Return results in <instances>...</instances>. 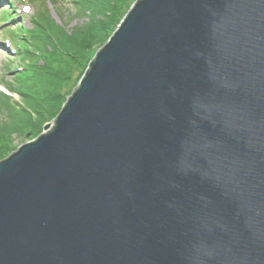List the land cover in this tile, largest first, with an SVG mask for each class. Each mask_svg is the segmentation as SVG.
<instances>
[{"label":"water","instance_id":"95a60500","mask_svg":"<svg viewBox=\"0 0 264 264\" xmlns=\"http://www.w3.org/2000/svg\"><path fill=\"white\" fill-rule=\"evenodd\" d=\"M0 264H264V0H137L0 161Z\"/></svg>","mask_w":264,"mask_h":264},{"label":"trees","instance_id":"16d2710c","mask_svg":"<svg viewBox=\"0 0 264 264\" xmlns=\"http://www.w3.org/2000/svg\"><path fill=\"white\" fill-rule=\"evenodd\" d=\"M29 1L38 6L29 20L31 28L19 23L5 28L20 67L7 83L9 95L0 93V161L13 150V136L34 137L55 120L69 98L68 89L77 86L93 53L107 43L137 0H70L77 16H85L88 23L69 34L53 23L45 0ZM48 1L58 12L56 1ZM11 17V10H6L0 20L7 23Z\"/></svg>","mask_w":264,"mask_h":264},{"label":"rangeland","instance_id":"374dc122","mask_svg":"<svg viewBox=\"0 0 264 264\" xmlns=\"http://www.w3.org/2000/svg\"><path fill=\"white\" fill-rule=\"evenodd\" d=\"M55 1H56L55 3L58 6V12L57 10L54 9L52 4L48 0H45L44 8L47 9V12H49V16L53 20V23L56 24L58 27L62 28L65 33L69 34L74 30V28L84 27L88 23V20L85 16H77L76 7L72 5L70 0H55ZM10 7L11 9H13L12 13L14 15H17V20L19 21V24L25 29H30L31 26H30L29 20H30V17H32L35 11L37 10L38 8L37 4L29 0H0V15H2V13L5 12V10H9ZM2 9H5V10H2ZM25 9H28V10L26 11ZM15 27H17L16 24L9 28L13 29ZM3 29L4 28L1 27V22H0V90L2 91H4V89L8 90L7 83L12 82V79H13V76L15 75L16 70L19 71V67H20V64L16 60V57L8 55L9 54L8 52H10L13 49L15 50V47L14 46L10 48L7 47V46H10V43H11L8 39H5V37L9 35L7 34L9 31H7L8 29L7 28L4 30L6 32H4ZM5 47L8 50L5 51L3 49ZM102 47L98 48L95 51V53H93L92 60L94 59L99 49H101ZM79 82L77 83V86L75 88L78 87ZM75 88H73V84H72L71 87L68 89L69 97L72 95L73 90ZM0 93H3V92H0ZM12 97L14 98L15 101L19 100V97L16 95H13ZM50 122L46 123L45 125L49 124ZM43 127L41 128L40 133L35 135L34 137H30V135L29 136L28 135L27 136H22V135L13 136V140H14L13 146H12L13 150L9 152L8 156H10L13 152L17 151V149L21 147L22 145L32 142L37 137H39L43 133Z\"/></svg>","mask_w":264,"mask_h":264},{"label":"snow or ice","instance_id":"6c2138e0","mask_svg":"<svg viewBox=\"0 0 264 264\" xmlns=\"http://www.w3.org/2000/svg\"><path fill=\"white\" fill-rule=\"evenodd\" d=\"M26 11L28 10V9H25Z\"/></svg>","mask_w":264,"mask_h":264}]
</instances>
